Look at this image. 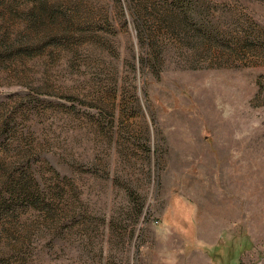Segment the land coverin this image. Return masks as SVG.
I'll return each mask as SVG.
<instances>
[{
  "label": "rangeland",
  "instance_id": "374dc122",
  "mask_svg": "<svg viewBox=\"0 0 264 264\" xmlns=\"http://www.w3.org/2000/svg\"><path fill=\"white\" fill-rule=\"evenodd\" d=\"M171 1L0 0V264H264V0Z\"/></svg>",
  "mask_w": 264,
  "mask_h": 264
},
{
  "label": "trees",
  "instance_id": "16d2710c",
  "mask_svg": "<svg viewBox=\"0 0 264 264\" xmlns=\"http://www.w3.org/2000/svg\"><path fill=\"white\" fill-rule=\"evenodd\" d=\"M176 2V3H175ZM171 3H175V4H178V3H180L181 5H184V4H186V0H175V1H171ZM198 13L199 12H197L196 11V9H195V5L191 8V10L189 11L188 10V14H187V16H188V19H191V21L193 20V19H197V15H198ZM139 38L142 40V41H144V42H147V43H151V39H150V36L146 33V31H140L139 30ZM0 59H1V57H0ZM20 189H17L18 191H19V193H20V191L23 189L24 190V188L22 187V186H20L19 187ZM19 193H15L13 190L11 191V195H19ZM26 197H27V195H26ZM31 200V199H30ZM5 202V201H4ZM3 202V203H4ZM2 207H4V204H1L0 205V209H2Z\"/></svg>",
  "mask_w": 264,
  "mask_h": 264
}]
</instances>
